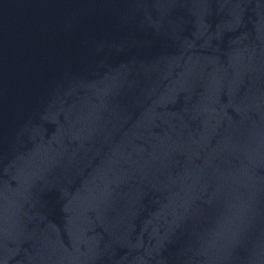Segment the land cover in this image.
Returning <instances> with one entry per match:
<instances>
[{"label": "water", "instance_id": "obj_1", "mask_svg": "<svg viewBox=\"0 0 264 264\" xmlns=\"http://www.w3.org/2000/svg\"><path fill=\"white\" fill-rule=\"evenodd\" d=\"M0 264H264V0H0Z\"/></svg>", "mask_w": 264, "mask_h": 264}]
</instances>
